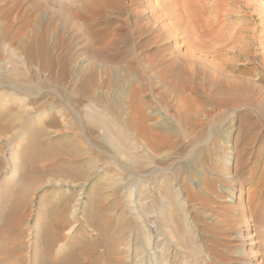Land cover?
Instances as JSON below:
<instances>
[{
    "label": "rangeland",
    "instance_id": "1",
    "mask_svg": "<svg viewBox=\"0 0 264 264\" xmlns=\"http://www.w3.org/2000/svg\"><path fill=\"white\" fill-rule=\"evenodd\" d=\"M175 1L0 0V264L45 258L49 234L60 264H264V0L220 7L249 55L199 53L194 74L165 35ZM156 57L207 89L240 78L249 104L179 94Z\"/></svg>",
    "mask_w": 264,
    "mask_h": 264
},
{
    "label": "bare ground",
    "instance_id": "2",
    "mask_svg": "<svg viewBox=\"0 0 264 264\" xmlns=\"http://www.w3.org/2000/svg\"><path fill=\"white\" fill-rule=\"evenodd\" d=\"M231 1L233 2L234 0H200L199 3H201V5L200 6L197 5L199 7L198 15L196 14L197 10L196 11L193 9L191 10L190 8H188L187 6L184 5L186 2L185 0H184V2L176 0L175 2H171V3H167V4L165 3V5H163V6L160 5L162 13L165 16H167L169 21H170V22L168 21L167 24L166 23L164 24L165 25L164 30H166L165 35L169 37V34L171 32L176 33V34L177 33L181 34L184 38L185 44L190 48L189 49L190 52L186 55L187 60L185 61L183 59L186 62V65L188 66V68L190 70L189 73L194 74V71H196L195 70L196 69V63H197L196 60H197L199 53L204 54V55H211L212 58H214V59L224 58V56L229 54V53H233L234 57L235 56L240 57L242 55H249L248 54L249 50H247L245 47L241 46L242 40L239 36V31L236 30L237 28L231 27L230 24L224 25L222 22H225V21H223V18H221L218 14V11L220 12V10H221L220 7L223 4H225V3L229 4V2H231ZM195 2H197V1H195ZM189 4H188V2L186 3V5H189ZM231 6L236 9L235 6H237V5L236 4L234 5V3H233ZM234 8H232V9H234ZM194 9H195V7H194ZM233 11H235V10H233ZM212 14H214L215 20H212V18H213ZM217 14H218V16H217ZM187 16H191L192 20L190 19L188 21L186 18ZM117 31L113 32L112 34L106 33V35L104 37L105 44H103V45H105V46H103L104 48H108V49L113 48V46L116 44L115 38L118 37L116 35H119V32H120V31H118V32ZM156 31H158V30H156ZM142 34H143L142 28L140 27V46L145 48V49L147 48L150 51L149 56H151V58L153 56H156L155 54L157 53V51L149 49V46H150L149 41L146 39H143L144 37H142ZM165 35L164 36L162 35L161 38L164 37V39H167ZM170 37H171V35H170ZM246 38H247V36H246ZM250 39L251 38H249L248 41H250ZM248 41H247V43H248ZM246 44H245V46H246ZM167 48H169V47L167 46ZM249 48L250 47H248V49ZM98 49L101 50L102 48L100 49V47H99ZM159 50L165 51L166 47L162 44V46L159 47ZM164 58H166V57H163V61H161L159 59V57H156L157 64L154 67H156L157 72L160 75H162L163 77H165V78L168 76L171 77L169 82L172 85V87L179 94H184V92H186V91H191V92H195V93L202 92L206 95V98L210 102H213V103H215V105H218V106H233L236 108H240V107L247 106V104H249L250 99L249 100L245 99L244 97H242L239 94V91L242 90V88L244 87L243 86V80H241L240 78H238V79L235 78L233 80H230V79L229 80L228 79L223 80V79L217 78L214 81V83L216 85L215 88H213L214 87L213 86L212 88L209 87V89H207L206 88L207 85L205 86V84L196 82L194 80L193 75H192L193 77H191V78L190 77L184 78V77L180 76L178 74V72L171 73L170 69L177 67V70L182 71L183 66H181V64H176V62H177L176 60L173 62H170V61L168 62V60H166L167 61L166 62L164 60ZM207 61L209 62V60H207ZM222 64L225 65V67L232 69V70H239V71L244 72V73L245 72L246 73L251 72L250 69L245 64L236 63L233 58L223 59ZM186 103H188V102H186ZM39 132H38V134H39ZM36 139H37L36 140L37 142L42 141V139H40L41 141L38 138H36ZM48 151H49V149H48ZM41 153H43V152H41ZM30 162H31V163H29L30 170H35V169L37 170L36 163L33 160H30ZM31 176H32V173L27 172L26 177H28V178H26V179H28V181L26 182V184L24 182H22L24 184L21 186L27 187V185H28V187H30L32 180H30L29 177H31ZM25 189H27V188H25ZM21 190H23V188ZM17 199L21 200L23 198H17ZM102 230H103V228H102ZM53 235L49 234V236L47 235L45 240H43L45 245H46V248L48 249L47 253L45 254V258L40 257L37 254H33L34 255V260H33L34 263L33 264H60V262H57L55 260H51V262L49 260V259H52L51 258L52 257V249H53V246L58 239L57 236H53ZM4 250H6V249L4 248ZM4 250H3V252H4ZM80 252L76 251V255H77L76 257H78V258H77V260H75V258H74V261L72 260L71 264H80L79 260L82 258L81 257L82 254H80ZM107 253H110V251L108 250ZM83 257L85 258V256H83ZM71 259H73V257ZM6 261L7 260H5V259H2V260L0 259L1 263H5Z\"/></svg>",
    "mask_w": 264,
    "mask_h": 264
}]
</instances>
